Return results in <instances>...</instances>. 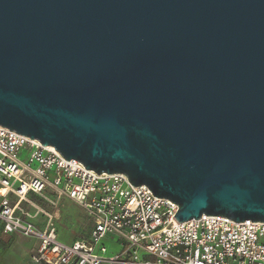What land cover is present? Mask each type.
Returning <instances> with one entry per match:
<instances>
[{
  "label": "water",
  "instance_id": "water-1",
  "mask_svg": "<svg viewBox=\"0 0 264 264\" xmlns=\"http://www.w3.org/2000/svg\"><path fill=\"white\" fill-rule=\"evenodd\" d=\"M0 126L264 222V0H0Z\"/></svg>",
  "mask_w": 264,
  "mask_h": 264
},
{
  "label": "built area",
  "instance_id": "built-area-1",
  "mask_svg": "<svg viewBox=\"0 0 264 264\" xmlns=\"http://www.w3.org/2000/svg\"><path fill=\"white\" fill-rule=\"evenodd\" d=\"M45 192L81 209L91 222L87 238L64 243L51 219L37 225L22 212L28 195ZM177 211L122 173L97 174L0 126V230L34 240L40 264H264V222L202 215L176 223ZM109 238L120 247L112 256L105 255Z\"/></svg>",
  "mask_w": 264,
  "mask_h": 264
},
{
  "label": "rangeland",
  "instance_id": "rangeland-1",
  "mask_svg": "<svg viewBox=\"0 0 264 264\" xmlns=\"http://www.w3.org/2000/svg\"><path fill=\"white\" fill-rule=\"evenodd\" d=\"M26 152L19 157L25 161ZM21 210L37 225H45L50 219L58 228L61 239L70 242L84 239L91 229V222L85 217L81 209L68 200L58 199L49 192L41 195H28L21 204ZM106 256L117 253L120 247L115 239H105ZM0 252L13 258V264H38L36 261L35 245L31 239L15 233L3 241L0 238Z\"/></svg>",
  "mask_w": 264,
  "mask_h": 264
},
{
  "label": "crops",
  "instance_id": "crops-1",
  "mask_svg": "<svg viewBox=\"0 0 264 264\" xmlns=\"http://www.w3.org/2000/svg\"><path fill=\"white\" fill-rule=\"evenodd\" d=\"M85 217H86V216H85ZM86 218H87V217H86ZM87 219H88V218H87ZM90 230H91V229H90ZM57 231H58V238H59L60 241H62V242H64V243H71V242L74 241V240H72V241H70V242H66V241L62 240L58 228H57ZM89 233H90V231H89ZM89 233H88V235H89ZM88 235L86 236V238L88 237ZM11 236H12V235H4V234L1 232V230H0V238H1L3 241H7V239H9ZM75 240H77V239H75ZM31 241L34 242V245H35V253H36V250H37V243H36L34 240H31ZM13 262H14V261H13V258H12V257L9 258L8 255H5L4 253L0 252V264H13ZM38 264H40V263H38Z\"/></svg>",
  "mask_w": 264,
  "mask_h": 264
}]
</instances>
